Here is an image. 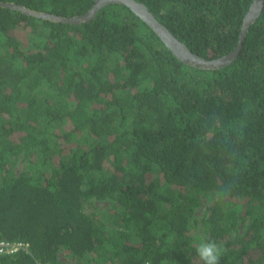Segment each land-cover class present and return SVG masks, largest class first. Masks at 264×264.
Wrapping results in <instances>:
<instances>
[{"label":"trees","instance_id":"obj_1","mask_svg":"<svg viewBox=\"0 0 264 264\" xmlns=\"http://www.w3.org/2000/svg\"><path fill=\"white\" fill-rule=\"evenodd\" d=\"M95 1L0 0V242L28 245L0 264H203L202 240L264 264V6L215 69L122 4L78 25L1 6L69 19ZM135 1L207 61L254 2Z\"/></svg>","mask_w":264,"mask_h":264},{"label":"water","instance_id":"obj_2","mask_svg":"<svg viewBox=\"0 0 264 264\" xmlns=\"http://www.w3.org/2000/svg\"><path fill=\"white\" fill-rule=\"evenodd\" d=\"M114 3L127 6L128 8L132 10V12H134L144 22H146L157 33V35L160 37L163 43L167 46V48H169L175 53L176 57L179 58L180 61H183L188 64H194L195 66H198V67L209 68V69L225 67L229 65L230 63H232L238 57L241 46H242V42L247 33L248 27L260 15V13L263 10V6H264V0H254L249 10V13L247 14L244 20L243 31L241 35V43L239 47L233 52H231L230 54L220 59H216L212 61L203 60L197 55L193 54L185 46V44L177 40L168 31V29L156 19V17L150 12V10L147 8L146 5L139 3L135 0H96L94 7L88 13H86L85 15L76 16V17H72L69 19H60V18H56L53 16H49V15L37 14L35 12L28 11L23 7L12 5V4H1V6L12 8V9H17L29 15L43 17L44 19H48L51 21H56L57 19L60 21H64L66 23H72V24L78 25L84 22H91L92 20L95 19L96 15L98 14L101 8L109 4H114Z\"/></svg>","mask_w":264,"mask_h":264},{"label":"rangeland","instance_id":"obj_3","mask_svg":"<svg viewBox=\"0 0 264 264\" xmlns=\"http://www.w3.org/2000/svg\"><path fill=\"white\" fill-rule=\"evenodd\" d=\"M194 65V64H193ZM26 168L25 163L21 160L19 162L17 171L20 172L22 170H24ZM91 203L86 205V209L85 211L88 214H92V213H102L105 210L110 209V203L109 201H98V200H91ZM205 215V208H201L197 211L196 215H195V219L197 220V224H196V232L203 238V239H207V236L205 235V233L203 232V226H202V219ZM60 258L62 260H64V256L62 254H60Z\"/></svg>","mask_w":264,"mask_h":264},{"label":"clouds","instance_id":"obj_4","mask_svg":"<svg viewBox=\"0 0 264 264\" xmlns=\"http://www.w3.org/2000/svg\"><path fill=\"white\" fill-rule=\"evenodd\" d=\"M223 251V246L214 240H202L195 249L196 255L203 264H220Z\"/></svg>","mask_w":264,"mask_h":264},{"label":"built area","instance_id":"obj_5","mask_svg":"<svg viewBox=\"0 0 264 264\" xmlns=\"http://www.w3.org/2000/svg\"><path fill=\"white\" fill-rule=\"evenodd\" d=\"M28 245L22 244V243H5L0 242V255L3 254H14L20 251L21 249H26Z\"/></svg>","mask_w":264,"mask_h":264}]
</instances>
